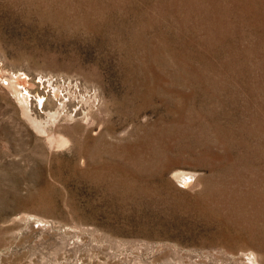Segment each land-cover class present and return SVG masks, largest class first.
<instances>
[{
	"label": "rangeland",
	"instance_id": "rangeland-1",
	"mask_svg": "<svg viewBox=\"0 0 264 264\" xmlns=\"http://www.w3.org/2000/svg\"><path fill=\"white\" fill-rule=\"evenodd\" d=\"M253 261L264 0H0V264Z\"/></svg>",
	"mask_w": 264,
	"mask_h": 264
},
{
	"label": "bare ground",
	"instance_id": "bare-ground-1",
	"mask_svg": "<svg viewBox=\"0 0 264 264\" xmlns=\"http://www.w3.org/2000/svg\"><path fill=\"white\" fill-rule=\"evenodd\" d=\"M3 74V73H2ZM7 74V73H6ZM22 81H24V79H21V77H19V78H13L11 81H9V85H15L14 86V88L15 87H17V85H20V84H22V85H25V82H22ZM7 83V82H6ZM6 85V84H5ZM7 86V85H6ZM12 86V87H13ZM9 87V86H8ZM14 88H13V90H14ZM7 90H9V89H7ZM15 91H16V88H15ZM23 94V93H22ZM60 98H62L61 96H60ZM25 99V98H24ZM62 100V99H61ZM59 101V100H58ZM26 102V101H25ZM26 104V103H25ZM67 104V103H66ZM65 108V103H62L61 105H60V109H64ZM26 108L24 107L23 108V112H24V116L26 117V119L30 122V124L35 128V129H37V131L39 130L40 132H42V133H45L44 132V130L39 126V124L36 122V119L34 120V119H31V117H30V115L28 114V112L25 110ZM65 112V111H64ZM61 114V113H60ZM64 114V113H63ZM62 114V115H63ZM68 115V114H67ZM55 116V115H54ZM61 115H59V113H57L56 114V116L53 118L54 119V121H57V120H59V118H61L60 117ZM64 116V115H63ZM73 117V116H72ZM87 119V118H86ZM74 120V119H73ZM91 121V120H90ZM71 122V121H70ZM41 125V124H40ZM87 126V125H86ZM47 146H48V148H49V150H59V149H62V148H64L65 147V145L67 144V139L64 137V136H62V135H52L51 134V136H48L47 137ZM189 179H183V183L185 184V185H190L189 184V182L188 183H186L187 181H188ZM253 264H256V262H254L253 261Z\"/></svg>",
	"mask_w": 264,
	"mask_h": 264
}]
</instances>
